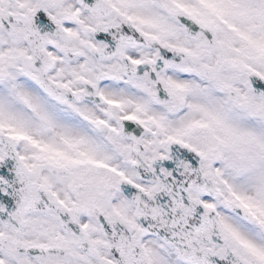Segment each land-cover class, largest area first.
I'll use <instances>...</instances> for the list:
<instances>
[{
  "label": "snow or ice",
  "instance_id": "snow-or-ice-1",
  "mask_svg": "<svg viewBox=\"0 0 264 264\" xmlns=\"http://www.w3.org/2000/svg\"><path fill=\"white\" fill-rule=\"evenodd\" d=\"M0 264H264V0H0Z\"/></svg>",
  "mask_w": 264,
  "mask_h": 264
}]
</instances>
